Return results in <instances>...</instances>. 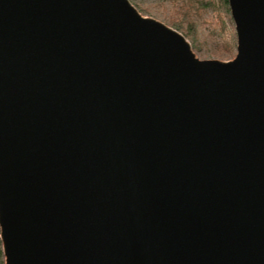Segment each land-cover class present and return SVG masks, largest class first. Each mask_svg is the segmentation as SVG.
Instances as JSON below:
<instances>
[{
  "label": "water",
  "instance_id": "1",
  "mask_svg": "<svg viewBox=\"0 0 264 264\" xmlns=\"http://www.w3.org/2000/svg\"><path fill=\"white\" fill-rule=\"evenodd\" d=\"M229 61L129 0H0L4 264H264V0Z\"/></svg>",
  "mask_w": 264,
  "mask_h": 264
},
{
  "label": "rangeland",
  "instance_id": "2",
  "mask_svg": "<svg viewBox=\"0 0 264 264\" xmlns=\"http://www.w3.org/2000/svg\"><path fill=\"white\" fill-rule=\"evenodd\" d=\"M144 16L178 31L200 60L229 61L237 54V35L223 0H129ZM0 251L1 242H0ZM3 255H0V264Z\"/></svg>",
  "mask_w": 264,
  "mask_h": 264
},
{
  "label": "trees",
  "instance_id": "3",
  "mask_svg": "<svg viewBox=\"0 0 264 264\" xmlns=\"http://www.w3.org/2000/svg\"><path fill=\"white\" fill-rule=\"evenodd\" d=\"M223 1L227 2V0H223ZM1 253H2V252L0 251V255H1ZM1 264H4V262L2 261V263H1Z\"/></svg>",
  "mask_w": 264,
  "mask_h": 264
}]
</instances>
